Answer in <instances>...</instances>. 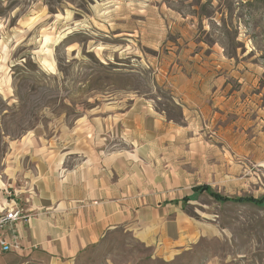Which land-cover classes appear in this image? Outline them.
Listing matches in <instances>:
<instances>
[{"label":"rangeland","instance_id":"374dc122","mask_svg":"<svg viewBox=\"0 0 264 264\" xmlns=\"http://www.w3.org/2000/svg\"><path fill=\"white\" fill-rule=\"evenodd\" d=\"M161 9L194 10L198 35L220 38L230 56L225 98L210 104L204 131L195 127L203 133L196 183L227 196H264V0H0V97L16 104L0 105V172L13 141L60 136L81 118L114 119L141 96L168 101L156 81L163 45L140 41L142 28L156 39L167 26ZM183 207L198 236L173 261L121 230L84 264H264V203L221 202L200 191Z\"/></svg>","mask_w":264,"mask_h":264},{"label":"crops","instance_id":"0c3cea01","mask_svg":"<svg viewBox=\"0 0 264 264\" xmlns=\"http://www.w3.org/2000/svg\"><path fill=\"white\" fill-rule=\"evenodd\" d=\"M180 11L161 9L167 26L156 39L141 29V45H163L156 81L168 101L141 96L114 119L81 118L60 136L34 133L11 143L0 214L18 206L31 218L7 229L22 249H0V264H84L86 253L121 230L166 261L196 242L197 224L183 205L203 185L194 177L195 145L210 104L225 98L230 56L220 38L198 35L194 10Z\"/></svg>","mask_w":264,"mask_h":264},{"label":"built area","instance_id":"2783aa9c","mask_svg":"<svg viewBox=\"0 0 264 264\" xmlns=\"http://www.w3.org/2000/svg\"><path fill=\"white\" fill-rule=\"evenodd\" d=\"M30 214H25L22 208L16 206L0 214V249L2 252L20 251L22 244L15 238H9L7 229L19 220H29Z\"/></svg>","mask_w":264,"mask_h":264},{"label":"trees","instance_id":"16d2710c","mask_svg":"<svg viewBox=\"0 0 264 264\" xmlns=\"http://www.w3.org/2000/svg\"><path fill=\"white\" fill-rule=\"evenodd\" d=\"M16 96L18 97L19 101L22 100L21 92L19 89H18V91L16 90ZM0 105H1V108L6 107L9 109H12L13 107L14 108L16 107V104H13L12 106L7 105L6 101H4L1 97H0ZM0 111H1V109H0ZM22 131L23 132L21 134L26 132L25 129H23ZM196 190L198 192L206 191L208 194H210L216 200L221 201V202L252 203L255 205H261L262 203H264V196H261V197H255L252 195L251 196H227V195H223V194L213 190L212 187H210L209 185H206V184L198 185L196 187Z\"/></svg>","mask_w":264,"mask_h":264}]
</instances>
